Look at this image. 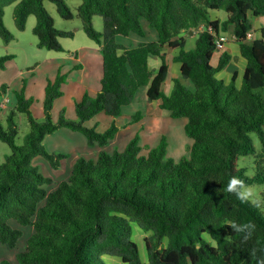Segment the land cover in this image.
I'll return each mask as SVG.
<instances>
[{"label": "trees", "instance_id": "16d2710c", "mask_svg": "<svg viewBox=\"0 0 264 264\" xmlns=\"http://www.w3.org/2000/svg\"><path fill=\"white\" fill-rule=\"evenodd\" d=\"M46 1L56 5L62 18H74L66 0H0L5 42L14 39L4 23L5 8L17 3V28L25 30L28 18L36 16L33 32L39 48L64 52L60 39L75 34L55 27ZM80 1L77 14L84 30L102 51L101 90L95 96L83 94L76 119L60 114L56 122L53 105L63 94L66 75L59 73L46 88L43 122L32 115L33 100L17 94L8 127L0 123V140L11 148L0 165V243L16 249L24 235L10 224L16 220L34 228L26 250L17 254L20 264H108V256L124 264H145L133 239L137 224L150 233L144 240L148 264H264V194L253 203L242 193L245 186L264 184V25L260 37L248 38L254 28L250 15L264 17V0ZM212 10L226 11L227 20H211ZM95 16L103 18V32L94 28ZM143 20L157 31L158 40L132 48L118 42V36L144 37ZM231 26L247 60L241 86L237 72L228 83L217 78L232 59L229 53L221 55L217 66L211 64L221 33ZM194 31H199L196 46L187 51L184 35ZM166 47L180 50L174 61L181 64L183 79L174 80L169 95L163 92L169 74ZM151 56L161 60L157 71L150 70ZM13 58L0 57V69ZM144 87L150 102L161 101L160 108L171 118L187 120L185 132L194 142L190 157H168L165 137L152 148L142 147L136 135L123 152L102 149L96 159L79 158L70 176L49 192L46 186L55 180L43 175L34 160L41 156L59 169L67 155L49 152L46 137L67 128L83 134L92 147H106L120 130L115 121L103 132L87 123L100 113L121 116ZM6 92L4 86L0 105ZM16 111L25 113L30 125L21 146L16 142ZM142 118L138 111L132 121ZM250 133L262 144L258 154ZM250 155L257 156L253 177L238 166L240 158ZM233 177L244 184L229 192Z\"/></svg>", "mask_w": 264, "mask_h": 264}, {"label": "rangeland", "instance_id": "374dc122", "mask_svg": "<svg viewBox=\"0 0 264 264\" xmlns=\"http://www.w3.org/2000/svg\"><path fill=\"white\" fill-rule=\"evenodd\" d=\"M71 11L74 13V18L66 20L62 18L54 3L46 1L45 8L48 10L54 19L55 27L59 30L72 31L75 35L72 38H61L60 42L64 47V52L50 51L46 48H39L38 37L34 34L33 29L36 25V16L31 15L28 18L26 28L20 31L14 20V8L17 3L9 5L5 8L4 23L6 28L14 35V39L9 43L0 36V57L11 54L14 56L12 61L5 69H0V90L6 86V94L2 98L0 107V123L6 129L8 127V115L11 110L16 109L17 94L24 93L26 99L33 100L30 107L33 117L39 122L45 120L44 101L46 88L49 82L56 80L59 73L66 75V83L62 85V96L54 101L52 118L56 122L59 120L60 114L68 119H76V104L82 100L83 94L90 93L95 96L101 89L102 79V63L103 56L101 47L94 42L86 34L81 18L77 14V9L81 4L80 0H66ZM228 15L224 10H212V13ZM216 13V14H217ZM217 16H220L218 14ZM250 19L255 24V19L250 15ZM259 20H256V22ZM144 25L147 30V39L157 31L148 26L144 20ZM93 25L96 31H104V22L101 16H95ZM256 37H260V30L256 31ZM254 34V32H251ZM137 36V35H136ZM134 38H126L120 36L119 42L129 45ZM237 43V41H236ZM78 58V61L75 59ZM74 59V60H73ZM76 65H81L83 69L79 70ZM72 70V71H71ZM150 70H152L150 68ZM175 68L169 74L163 92L167 95L171 93L172 82L175 77ZM218 78V77H217ZM191 87V82L185 80V85ZM86 90V91H85ZM137 103H133L124 108V115L118 120L109 116L100 115L103 117L101 124L98 127V121L92 119L87 125L90 128H96L98 132L108 129L115 121L121 133L119 134L115 144L109 147L112 152L113 148L119 147L121 152L125 151L130 141L139 135V144L158 147L163 137L167 140V156L174 158L176 161L183 157H190V147L193 145V140L187 136L185 132L186 119H174L168 116H161L160 111L156 112L155 102H150L147 98V87L137 95ZM9 99V100H8ZM9 101H11L9 103ZM135 108H137L135 110ZM135 110V111H134ZM141 111L147 116L143 125L138 126V123L132 121L134 114ZM167 113L166 111H163ZM129 116V117H126ZM129 118V122H127ZM131 118V119H130ZM15 122L18 129L16 142L19 146L24 144L25 136L30 132L28 117L25 113L16 111ZM122 127V128H121ZM100 128V129H99ZM257 154L262 151V144L255 133H250ZM46 149L51 153L65 154L67 157L62 160L61 168L53 169L50 163L43 157L39 156V162L34 163L40 168L41 173L47 177L55 178V185L46 186L50 192L57 187V184L62 181L63 177L71 172L74 163L81 157L87 159H96L97 154L90 155L94 152V147L90 146L86 137L79 132H74L66 128H61L54 134L46 137L44 141ZM93 149V150H92ZM91 150V151H90ZM11 153V148L5 142L0 140V165L5 162L6 156ZM36 159V158H35ZM256 155L242 157L238 160V166L246 170L249 177H253L256 173ZM243 195L253 203H256L264 194V184H254L245 186L242 189ZM10 224L14 228L22 229L23 237L20 239L16 249L11 250L7 246L0 243V262L9 260L12 264H20L17 261V254L26 250V243L29 237L33 234L32 226H22L16 220H11ZM150 233H145L137 224H133V239L137 242L140 249V254L143 263L148 264V255L145 246V237ZM210 241L211 238L208 237ZM215 243V242H214ZM105 262L108 264H124L118 257H105Z\"/></svg>", "mask_w": 264, "mask_h": 264}, {"label": "crops", "instance_id": "0c3cea01", "mask_svg": "<svg viewBox=\"0 0 264 264\" xmlns=\"http://www.w3.org/2000/svg\"><path fill=\"white\" fill-rule=\"evenodd\" d=\"M217 13V12H216ZM216 13H212V11H210V18H211V20H220V21H225V20H227V18H228V15H224V14H221L220 12H218L217 14ZM218 14H220V16H217ZM256 20H259V21H257L256 22ZM146 21V20H145ZM144 22V20L142 21V23ZM255 24H254V28H253V32H254V34H252V38H255L256 37V35H255V33H257L256 31L257 30H260L261 28H262V26L264 25V17H260V18H257V19H255ZM147 24H148V22H147ZM149 26V25H148ZM143 27H144V29H145V36L144 37H140L139 35H137V34H131L130 36H128V37H126V38H134V40L129 44V45H126V44H123V45H125V46H127V47H130V48H132V47H136V46H138L141 42H148V41H156V40H158V33H154V34H152L151 36H149V38L147 39V30H146V27H145V25H144V23H143ZM233 26H231L230 28H229V30L227 31V32H222L221 33V35L223 36V37H225L226 38V40L225 41H223V42H221V44H220V46H219V50H217L215 53H214V55H213V58H212V60H211V64L212 65H214V66H217V64H218V61H219V59H220V57H221V55L224 53V52H227V53H229L230 55H231V57H232V59H231V61H230V63H229V65L223 70V71H221V72H219L218 74H217V77L219 78V79H222V80H224L225 82H230L231 80H232V77H233V75H234V73H238V79H237V85L238 86H241V84H242V80H243V76H244V73H245V68H246V65H247V60L241 55V52H240V46H239V44L238 43H236V39H235V36H234V33H233ZM199 31H202V28H200L199 29ZM199 31H194V32H191V33H187V34H185L184 35V37L186 38V46H185V49L187 50V51H189V50H192V49H194L195 48V46H196V41H197V35H198V32ZM251 31V32H252ZM137 35V36H136ZM221 36V37H222ZM119 38H120V36H118L117 37V39H118V42H119ZM252 38H250V39H252ZM122 44V43H121ZM166 54H167V62H168V64H169V74H171V71L173 70V67L175 68V73H174V75H175V77H174V79H173V82H174V80L175 79H181V80H183L182 79V76H181V64L180 63H178V62H175L174 61V57L175 56H177L178 54H179V52H180V50L179 49H170V48H168V47H166ZM74 60V59H73ZM76 61H78V58L77 59H75ZM12 60H10L8 63H7V65L11 62ZM149 66H150V68L153 70V71H157L159 68H160V66H161V60L157 57V56H151L150 57V59H149ZM102 68H103V63H102ZM83 69V68H82ZM79 70H81V69H79ZM72 71V70H71ZM169 74H168V76H169ZM102 76H103V71H102ZM168 79V78H167ZM166 82H167V80H166ZM166 82H165V84H164V86L163 87H165V85H166ZM172 82V84H174ZM184 83H185V80H184ZM187 85V84H186ZM172 89H173V86H172ZM101 90V89H100ZM99 90V91H100ZM142 90V88H140V90L138 91V93L140 92ZM86 91V90H85ZM98 91V92H99ZM87 92V91H86ZM97 92V93H98ZM171 92H172V90H171ZM96 93V94H97ZM138 93H137V95H138ZM137 95H136V97H137ZM9 100V99H8ZM11 101H9V103H10ZM155 103H154V105H155V110H156V112H158V111H160V114L159 115H161V116H168V112L167 113H165V112H163L164 110H162L161 108H160V106H159V104H160V102L161 101H154ZM133 103V105L135 104V103H137V98H135L134 99V101L132 102ZM149 103H150V101H149ZM151 104V103H150ZM2 105V104H1ZM1 105H0V107H1ZM131 105V104H130ZM129 106V105H128ZM125 107H127V106H125ZM124 107V108H125ZM124 108H123V112H122V115H124ZM137 108H135V110H136ZM134 110V111H135ZM140 111V110H139ZM138 112V111H137ZM136 112V113H137ZM75 113H76V110H75ZM143 114V113H142ZM100 115H103L104 117L105 116H108V115H106L105 113H100L99 115H97L95 118H93V120L94 119H96L97 118V120H99L98 121V127H99V124H101V120L102 119H104L102 116L101 117H99ZM121 115V116H122ZM135 115V114H134ZM133 115V116H134ZM121 116H119V117H117L116 118V120H118V118H120ZM133 116H130V117H133ZM109 117H111V116H109ZM126 117H129V116H126ZM76 118H77V116H76ZM102 118V119H101ZM111 118H113V117H111ZM147 118V116L146 115H144L143 114V118L139 121V122H137L138 124V126H141V125H143L144 124V122H145V119ZM131 119V118H130ZM92 120V121H93ZM130 120H129V118H128V120H127V122H129ZM91 122V121H90ZM122 128V127H121ZM67 129V128H66ZM100 129V128H99ZM103 131H105V130H103ZM102 132V131H101ZM121 133V131L119 130V132H118V134H117V136H116V138L114 139V140H112L110 143H109V145H107L106 147H104V148H102V147H100V146H98V145H96V146H94V152H91V153H89L90 155H95V154H97V156H98V153L100 152V150H102V149H104V150H108L109 151V147L112 145V144H115L114 142H115V140H117V138H118V136H119V134ZM81 134V133H80ZM115 150H119V151H121V149L119 148V147H115V148H113V150H112V152H114ZM91 151V150H90ZM112 152H110V153H112ZM109 153V152H108ZM40 161V159L37 157L35 160H34V163H36V162H39ZM61 168V167H60ZM39 170H41L40 168H39ZM59 170V169H58ZM71 170H72V168H71ZM41 172V171H40ZM70 174H71V172L69 173L68 172V174L66 175V176H64L63 177V179H62V181L63 180H65V179H67L69 176H70ZM54 180H55V178H53ZM61 182V181H60ZM59 182V183H60ZM56 184V181H55V183L53 184V185H55ZM51 186V185H50Z\"/></svg>", "mask_w": 264, "mask_h": 264}, {"label": "clouds", "instance_id": "9594fccd", "mask_svg": "<svg viewBox=\"0 0 264 264\" xmlns=\"http://www.w3.org/2000/svg\"><path fill=\"white\" fill-rule=\"evenodd\" d=\"M244 182L236 177H233L228 184V191L233 192L237 189V186L243 187Z\"/></svg>", "mask_w": 264, "mask_h": 264}, {"label": "built area", "instance_id": "2783aa9c", "mask_svg": "<svg viewBox=\"0 0 264 264\" xmlns=\"http://www.w3.org/2000/svg\"><path fill=\"white\" fill-rule=\"evenodd\" d=\"M210 31L212 32L213 30L210 28ZM248 38H249V39L252 38V33H251V32L249 33ZM225 40H226V38L222 36V37L217 41L218 46H220L221 42H223V41H225Z\"/></svg>", "mask_w": 264, "mask_h": 264}]
</instances>
